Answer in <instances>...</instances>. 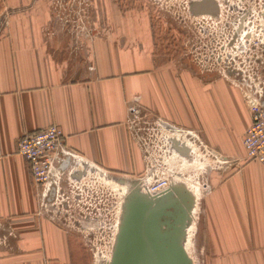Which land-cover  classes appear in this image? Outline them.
Returning <instances> with one entry per match:
<instances>
[{"label": "crops", "instance_id": "1", "mask_svg": "<svg viewBox=\"0 0 264 264\" xmlns=\"http://www.w3.org/2000/svg\"><path fill=\"white\" fill-rule=\"evenodd\" d=\"M16 7L0 3V228L8 238L6 264H86L72 229L38 201L37 186L17 152L24 133L55 124L65 146L89 163L107 173L134 175L142 161L128 107L136 106L180 119L223 158L244 156L241 136V149L229 143L242 135L249 113L225 80L201 85L193 73L180 70L179 87L173 72L156 66L152 55L111 45L100 52L90 76L56 68L10 33L21 27L18 21L25 23L28 8ZM10 15L14 21L7 20ZM205 209L208 264H264V165L255 160L236 165L207 194Z\"/></svg>", "mask_w": 264, "mask_h": 264}, {"label": "rangeland", "instance_id": "2", "mask_svg": "<svg viewBox=\"0 0 264 264\" xmlns=\"http://www.w3.org/2000/svg\"><path fill=\"white\" fill-rule=\"evenodd\" d=\"M195 1L200 0H10V4L0 0V3L10 8L17 6L15 10L29 9L24 15L25 23L18 21L21 27L12 28L10 33L23 41L28 52L56 68L90 76L96 71V61L106 45L137 50L152 55L156 66L173 72V81L179 87L180 70L193 73L201 85H210L216 78L225 80L238 91L250 122L247 100L252 97L264 105V0H215L218 10L211 14L194 13L191 3ZM7 20L14 21L15 16L10 15ZM134 114L129 113L128 122L140 149V172L104 176L100 171H90L74 183L68 180L66 170L60 177L58 199L53 189L43 198L39 190L38 201L47 214L58 213L62 225L72 229L86 264H107L114 240L108 230L112 227L107 225L104 229L101 220L114 218L121 209L124 188H139L135 180L146 175L155 180L158 175L167 174L171 185L175 183L167 165L173 142L174 149L175 145L177 150L187 148L185 154L180 153L186 160L194 159L185 142L171 140L170 133L176 132L195 144L198 160L204 164L201 172L191 171L198 181L199 197L191 218L194 228L188 225L186 229L192 230L195 264H208L212 250L206 232L207 194L232 168L253 159L245 156L244 149V158L242 155L223 158L222 152L203 140L198 130L180 125V119L174 121L136 106ZM248 124L242 135H234L230 147L241 149L239 140L242 145ZM73 183L81 190L71 186ZM184 188L191 189L190 185ZM70 190L78 192L77 200ZM97 218L98 229L92 228L90 221ZM3 235L0 228V264H6L9 251L8 238Z\"/></svg>", "mask_w": 264, "mask_h": 264}, {"label": "water", "instance_id": "3", "mask_svg": "<svg viewBox=\"0 0 264 264\" xmlns=\"http://www.w3.org/2000/svg\"><path fill=\"white\" fill-rule=\"evenodd\" d=\"M191 10L216 13L218 4L215 0L195 1ZM177 151L186 153L182 147ZM192 206L191 194L179 183L154 197L131 188L122 200L107 264H193L183 244Z\"/></svg>", "mask_w": 264, "mask_h": 264}, {"label": "built area", "instance_id": "4", "mask_svg": "<svg viewBox=\"0 0 264 264\" xmlns=\"http://www.w3.org/2000/svg\"><path fill=\"white\" fill-rule=\"evenodd\" d=\"M247 103L250 111V122L245 129L242 146L248 159L256 160L264 165V105L252 97L247 100ZM128 111L130 114L135 115V107L129 106ZM17 152L24 157L38 192L41 190L42 198L46 197L48 192L53 189L55 199H58L59 190L61 189L59 184L60 177L66 170L68 180L74 183L79 182L84 174L90 171H100L104 176L107 173L102 167L86 161L75 150L67 148L63 142L62 132L55 124H50L33 132L24 133L18 140ZM78 173L81 176L75 178L73 175ZM163 173L165 172L163 171ZM166 175L162 177L158 175L155 180L152 175H146L142 178L139 177L135 182L143 193L154 197L161 195L170 188L171 180ZM160 178H162L161 181H159ZM74 183L71 186L80 189ZM70 191L73 192L72 197L74 198L75 196L77 200L76 195L78 192L75 190ZM120 214L121 209L119 207L114 218H108V221L103 218L101 220L103 221L104 229L107 225L112 227V229L108 230L112 233L113 240L117 232ZM99 220L97 218L90 221L92 228L97 227L96 229H98Z\"/></svg>", "mask_w": 264, "mask_h": 264}, {"label": "bare ground", "instance_id": "5", "mask_svg": "<svg viewBox=\"0 0 264 264\" xmlns=\"http://www.w3.org/2000/svg\"><path fill=\"white\" fill-rule=\"evenodd\" d=\"M202 13H209V12H202ZM211 14V13H210ZM187 133V132H186ZM169 137L171 139H174V141H177V143H179L180 141L185 142V144L187 145L189 152L193 155L194 159L193 160H186V158L184 157V155L180 154V151H177L176 149H174V145L172 143V147L173 149L171 150V155L167 158V165L171 171V176L173 178H175V183H179L181 185H190L191 189L190 191H188L191 194L192 197V203L193 206L191 208V218L193 217V214L196 212L197 209V198L199 197L197 195V190H198V181L196 180V176L193 177V174H191V171L193 172H201L199 170H201L204 167V164L202 163V161L198 160V154H199V150L197 149V147L195 146V144L190 141L188 138H186L185 136H180V134L176 133V132H172L170 133ZM187 149V148H186ZM167 167V169H168ZM171 180V179H170ZM174 181V179H173ZM172 181V182H173ZM116 186H119V184H115ZM126 187V186H125ZM141 192H143L140 188H138ZM130 190L129 187L124 188V196L126 195V193ZM165 193V192H164ZM163 194V193H162ZM195 216V215H194ZM120 221V219H119ZM119 221H118V225H119ZM192 221L189 224V228L194 226L192 225ZM117 225V228H118ZM192 236V230H189L188 228L186 229V235L184 238V249L186 250V252L188 253V255L192 258V262L193 264H195V256L192 250L193 247V241L190 239V237Z\"/></svg>", "mask_w": 264, "mask_h": 264}]
</instances>
